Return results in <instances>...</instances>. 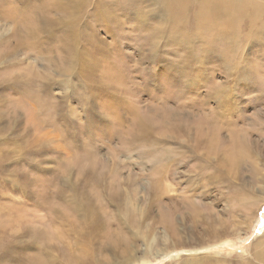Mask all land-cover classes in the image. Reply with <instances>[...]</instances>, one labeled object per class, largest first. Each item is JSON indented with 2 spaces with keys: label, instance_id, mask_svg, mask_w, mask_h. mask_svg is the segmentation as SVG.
<instances>
[{
  "label": "rangeland",
  "instance_id": "rangeland-1",
  "mask_svg": "<svg viewBox=\"0 0 264 264\" xmlns=\"http://www.w3.org/2000/svg\"><path fill=\"white\" fill-rule=\"evenodd\" d=\"M100 1L102 20L90 9L82 17L93 32L79 40L88 60L73 66L72 76L50 64L53 45L24 44L34 19L18 24V37L15 24L0 19V50L9 43L14 55L0 61V82H12L0 90V104L6 92L3 105L16 109L6 105L0 122V134L7 129L13 140L8 156L0 146V264H25L34 252L15 251L10 238L21 225L9 213L20 206L29 226L43 230L52 264H264V21L246 14L229 35L239 49L230 59L215 52L217 41L209 44L204 81L211 87L227 80L231 88L219 104L200 105L197 94L204 98L209 88L186 94L199 73L180 69L178 47L165 41L174 23L185 34L196 29L202 0ZM124 6L151 16L115 12ZM74 26L65 16V30ZM147 39L160 60L150 58ZM29 77L44 79L37 85ZM200 108L218 114L216 124ZM201 116L217 127L210 146L193 128ZM27 117L42 124L38 130L32 123L24 130ZM193 137L203 142L193 144ZM34 177L49 192L38 211L31 194L24 196Z\"/></svg>",
  "mask_w": 264,
  "mask_h": 264
},
{
  "label": "bare ground",
  "instance_id": "bare-ground-1",
  "mask_svg": "<svg viewBox=\"0 0 264 264\" xmlns=\"http://www.w3.org/2000/svg\"><path fill=\"white\" fill-rule=\"evenodd\" d=\"M36 1L37 0H12V1L11 0H0V19L10 21V22H13L15 24L14 27L16 30V36L17 37L19 35L18 31L20 30V25H18V24H22V23L26 22L27 20L34 19V25L32 27H28V34L30 32L32 34L30 36H28V39L23 40L24 44H26L27 46H30L31 48H38L42 45L45 48H48V47H50V45H53V48H49V50L51 52H53V54L55 52L54 57H53L54 63L52 64L50 61V64L55 68V72L59 73L60 75L72 76V73L74 72L73 66L75 68V67H79L80 65H85L87 60H88L87 56L84 54L83 50L81 49V45L79 43V40H80L81 36H83V35L90 36V34L93 32L92 28L89 26L91 24L88 25V23H85V24L82 23V17L85 16L87 14L86 13L87 10L90 9L92 11V14L95 15L96 18L102 20L103 17L98 14V13L104 12L103 10L100 9L102 2L100 0H95V1L94 0L93 1L92 0H38V2L35 3ZM123 1H124V3L122 4L120 0H117V1L114 0V2L116 3V6H117V4H120L121 6H123L129 0H122V2ZM128 3H127V5H128ZM18 4H21V5H19L20 9L17 7ZM126 6H124L121 11H118V10H116V11L114 10V11L121 13V14H127L129 12H138L140 14L139 16L142 18H144V16L147 17V15L151 16L150 11H148L146 9L145 10L144 9L138 10L136 8L135 9L131 8V9L126 10ZM161 7L163 9L160 10V13L163 14L164 10H165V5L164 6L162 5ZM57 13L59 14V16ZM118 13H113V14H118ZM246 14H248V17L250 18V22L252 20H253V22L256 20L258 21L259 19L264 21V1L262 2L260 0H202L200 2V13L195 15L196 29L192 33H190V35L182 33L180 28L177 26V24L174 23V19L172 20V22L174 23V26H172L171 28L169 27L170 28L169 31L167 30L168 31L167 32L168 37L166 40H168V41H165L167 44L166 46H168L170 43H174V45L176 47H178V50L180 52L177 53L178 54L177 62H175V63L177 65H179L180 69L184 70L185 68L186 69L193 68L194 72L199 73V78L194 79V83H197V84H194L192 86L188 85L186 88V92H187L186 94L188 95V92L191 90L194 92L195 90H198V89L209 88V91L205 93L204 98L199 97V95H202V93L197 94L198 97L196 99H199L198 104L200 103V105H204V103H208V102L212 101V102H215V104L217 105V104H219V99L221 96L223 97V95L225 93L228 96V93H229L228 91L231 88V87L227 86V85H229V82L227 80L225 81L226 86H225V84H223L221 86H220V84H215V85L209 87V84L206 83V81H204L205 80L204 70L201 69V67L203 64H205V62L207 60V56L213 57L212 48H211V46L209 48V44H211V45L213 44L212 47H214V44H216L215 43L216 41L218 42V45L217 46L215 45V47H216L215 52L217 54H220V52H223L226 55V56H224V58H227V59L231 58L227 54L232 53V55H233V49H235L236 47L234 46L233 39L230 38L229 35L237 33L236 31H237L238 27L240 28V26H241L240 23L245 18ZM55 15H57L59 18H55L54 17ZM65 16L70 17L72 20L74 19V23H75V26L68 28V30H65V27H64V17ZM197 20H199V21H197ZM112 25H114V24H112ZM25 27H26V25H25ZM155 27L157 30L158 29L157 25ZM199 28L203 29V31L201 32ZM111 29H114L113 26L111 27ZM151 31H152V29H151ZM151 31H150V35L154 34V33H151ZM157 33H158V31H157ZM260 33L264 34V23L260 27ZM76 34H79L80 37L78 38L76 36ZM164 34H165V32H164ZM145 35H146V33H145ZM21 37H22V35H21ZM146 42H148L149 45L152 46L149 56L151 59H153V62L160 60L159 55L155 53V46H153V45H155V43L150 42V40H148V39L146 40ZM20 43L22 44V41ZM20 43H19V45H20ZM201 46L203 48H201ZM17 47H15V49ZM195 50H196V55H195ZM235 50H239V49L237 48ZM240 50H242V48ZM144 51H145V49H144ZM13 56L14 55L9 53V43L7 45L3 46V49L0 50V61H2V62H4V61L7 62V60L12 58ZM98 64H99V62H98ZM98 64L94 65L95 70L97 69ZM75 70H77V68H75ZM187 71L188 70H186V72ZM186 72H185V77L188 75ZM75 75H76V73H75ZM26 76H27V74L25 76H22V74L18 75L19 78H25ZM181 76H183V72L181 73ZM229 76H231V75H229ZM111 77H112V74L110 75V78ZM113 77L116 80L118 78L114 74H113ZM43 79L44 78H41V80H43ZM41 80L36 82L35 77H29L28 78L29 83H34V84L37 83V85H41ZM10 83H12V82H10ZM10 83H8L4 80L1 81L0 82V90H3L6 86L10 85ZM11 89H14V88H11ZM3 93H4V95H3L4 96L3 102H4L5 99L8 100L7 99L8 95L6 92H3ZM18 99H21V97H18ZM188 100H189V98L187 99V101ZM3 102H2V104H0V122L3 119L5 120V118L7 117L6 116V110H4L6 108V105L9 107V109H15L14 108L15 106H12V105L10 106L8 104L9 101L6 105H3ZM185 105L189 109L188 112L190 113V109L193 108V106L190 107L188 104H185ZM190 105H193V103H190ZM222 106H223V104H222ZM216 107L220 108L218 106H216ZM41 108L42 109L45 108L44 104H41ZM202 110L203 109L200 108V111L206 117L215 118L213 122H214V124H216V122H217V120H219L220 116L218 114L217 115H209V111L210 110L213 111L211 108H208V110H205V113ZM225 110H226V112L227 111H232V112L234 111V109H225ZM205 116H201L199 119V122L196 123V125H194L193 128L198 129L197 133L199 134V138L203 139L204 141L206 140L207 144L210 146L211 143L215 142L214 137H216V133L213 134V130L217 131V129H216L217 127H216V125L211 126V121L207 120ZM232 116H233L232 120L235 121L234 118L236 115L234 113H232ZM7 120H8V118H7ZM35 120L33 121V119L28 118L27 122L25 123V124H27V127L24 130L25 131L29 130V127L31 125H29L28 123H32L33 129L38 130L39 126H41L42 124L40 125ZM138 123L140 124L142 122L141 121L136 122L134 120L133 126L137 125ZM169 124H170V122H169ZM175 124L173 123V125H175ZM25 131L22 134V136H24V140L22 141L21 146L24 145L25 138L27 136V134H25ZM1 133L3 135L0 134V136H4V138L1 140L2 142L0 141V146L4 142V145L8 148V150L2 154H3V156L4 155L8 156V154H10L12 152V150L10 149L12 147H9V146H11L13 144V140L11 141V139L9 138L8 135L5 136L8 133L7 129L1 131ZM200 140L196 139V137H193V144H196L197 142L202 143L203 140L202 141H200ZM33 142L38 143L39 141L35 140ZM166 142L168 143V141H166ZM188 142H190V141H188ZM166 150H167V148H166ZM168 150H170V149H168ZM171 151H172V149H171ZM167 154L165 157H169V154L168 155ZM84 158H87V157L84 156ZM166 160L170 161L171 159H166ZM201 160L203 161V159H201ZM79 172L81 173L82 171H79ZM88 175H90V174H88ZM39 181H40V179L38 177H34L32 179H29L28 182H26L25 189H24L25 198L28 195L30 196V194H31L32 198L31 197L30 198H31L32 204H33L32 207L33 208L35 207V210H37V211L39 208H41V206H43L44 195L49 194L48 191H46L45 194L41 191V189H44V186H40ZM45 183H46V185H49L47 183V181ZM114 190H116V189H114ZM111 191H112V189L110 190V192ZM107 192L109 193L108 190H107ZM110 195H112V194H110ZM47 197H49V195H47ZM35 203H37V204L34 205ZM16 208H20V210L18 212H16L13 209V211L11 213H9L10 215L13 216V218H10L9 221L12 223H13V221H16V222L18 221V223H20V225H21L19 230L15 231L13 234H10V238L17 243V244H13L15 246L14 247L15 251H19V250L23 251V250H27V249H32L34 251L33 254L31 253L32 256L27 257L25 264H52L51 251H49V249L46 248L47 247V245L45 243L46 236L44 235L43 230L41 228H37V226L36 227L29 226V224L27 223V220L25 218V215L22 212V209H21L22 207L20 206V207H16ZM52 209L56 210L57 208H52ZM69 209L70 208H68V210ZM20 211H21V213H20ZM39 212H37V214ZM14 214H16V216ZM18 214H21V216ZM28 217H30L29 214H28ZM37 217L38 216H36V218ZM23 220H26L24 222L25 226L22 223ZM11 227H13V224L9 225L8 232L10 231V233L12 231L10 229ZM92 240H90V241H92ZM142 263H143V261L140 263H136V264H142Z\"/></svg>",
  "mask_w": 264,
  "mask_h": 264
}]
</instances>
